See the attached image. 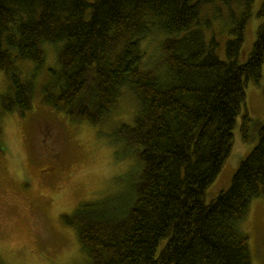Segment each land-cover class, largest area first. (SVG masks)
I'll use <instances>...</instances> for the list:
<instances>
[{"label":"trees","instance_id":"trees-1","mask_svg":"<svg viewBox=\"0 0 264 264\" xmlns=\"http://www.w3.org/2000/svg\"><path fill=\"white\" fill-rule=\"evenodd\" d=\"M214 1L0 0V71L8 83L1 114L30 109L36 86L34 76L23 78V67L41 68L46 45L56 47L58 70L49 69L40 100L72 124L103 123L124 92L135 101L131 125L115 130L128 150L121 158L136 160L127 189L63 216L88 264H251L238 224L264 195V124L229 187L209 204L205 192L230 154L244 82L260 77L264 0L242 64L254 0H219L240 7L237 15L231 11L224 58L199 19ZM205 26L212 28L209 20ZM151 35L161 36L160 57L146 67L142 42ZM248 122L243 116L244 142L252 138Z\"/></svg>","mask_w":264,"mask_h":264},{"label":"rangeland","instance_id":"rangeland-1","mask_svg":"<svg viewBox=\"0 0 264 264\" xmlns=\"http://www.w3.org/2000/svg\"><path fill=\"white\" fill-rule=\"evenodd\" d=\"M262 1L252 3L240 64L247 60L255 42ZM231 11L239 14L237 2L225 6L215 0L205 4L199 14L206 39L215 34L220 58H224V42L230 37ZM208 20L212 28H206ZM160 41V35H151L142 42L146 67L159 59ZM45 51L41 68L23 67V78L34 76L36 86L30 109L0 113V264H88L76 231L63 216H70L83 202L124 192L129 184L125 176L136 165L134 156L121 158L128 150L117 140L115 131L120 124L131 125L133 121L136 104L132 95L124 92L103 123L72 124L40 100L38 89L50 78L49 69L58 70L56 47L46 45ZM6 86L7 78L0 71V93ZM243 89L244 103L233 130V145L205 192L206 204L229 187L240 161L257 142V127L264 124V62L258 81L244 82ZM243 116L250 119L248 135L252 138L248 142L242 140L240 132ZM238 229L247 237L251 264H264V195L250 202Z\"/></svg>","mask_w":264,"mask_h":264}]
</instances>
